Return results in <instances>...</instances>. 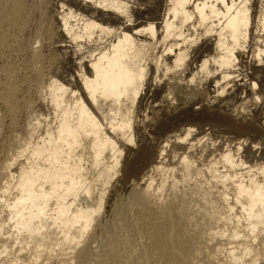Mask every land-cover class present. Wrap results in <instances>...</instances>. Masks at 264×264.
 Wrapping results in <instances>:
<instances>
[{
    "label": "bare ground",
    "instance_id": "1",
    "mask_svg": "<svg viewBox=\"0 0 264 264\" xmlns=\"http://www.w3.org/2000/svg\"><path fill=\"white\" fill-rule=\"evenodd\" d=\"M91 1L129 17L132 0ZM252 1L169 0L159 25L120 31L97 54L77 56L67 83L47 73L46 30L74 41L115 29L70 9L50 28L47 0H0L1 51L39 17L29 49L38 82L21 99L28 110L35 100L49 107L17 122V62L0 51L8 117L4 133L0 119V264H264L263 138L187 127L162 142L142 183L103 219L123 158L141 138L147 92L177 104L211 87L242 110L263 99L264 0L258 13ZM68 50L58 46L62 56Z\"/></svg>",
    "mask_w": 264,
    "mask_h": 264
},
{
    "label": "rangeland",
    "instance_id": "2",
    "mask_svg": "<svg viewBox=\"0 0 264 264\" xmlns=\"http://www.w3.org/2000/svg\"><path fill=\"white\" fill-rule=\"evenodd\" d=\"M260 1L262 2V0L252 1L255 13H258L257 10L261 6ZM47 2L48 7H45L46 11L44 15L46 16L47 14L50 17V28L58 27L61 24V14L70 9L75 15H79L78 18L77 16L75 17L76 20L82 19L83 16L86 18L92 17L99 22L108 23L111 28L115 29L109 35L103 33V35L99 37L98 34H94L89 39L86 37H77L74 41L70 39L69 35L63 33L61 28H59L58 32L57 30L54 31L55 33L51 29L46 30L47 34L45 33L42 45H44L43 49L46 48L43 50V56L45 66L48 69L47 73L52 71L54 74H62L61 77L63 76V80L65 79L64 81L67 83L75 79L78 62H76V60H78L77 56H88L90 52H96L94 54H97V52L101 50L100 48L104 47L109 41L114 40L116 33L118 34L120 31H130L138 25L146 24L148 21H153V23L159 25L162 21V17L166 14L165 12L169 4V0H132L128 13L129 17H125L114 14L104 8L102 9V7H99L98 4L91 0H47ZM255 17L254 21L256 20ZM38 18L39 17H35L32 19L31 23H34L30 25V29L28 28L26 33L16 34V38L13 40L14 42H11L9 45L10 49L9 47L3 48L2 51L4 50V52L0 50L1 54L5 55L7 53L10 59L13 58V60L15 59L14 61L17 62V75L19 76L18 90L20 104L22 106L20 105L21 107L15 119L21 125L27 122L28 112L31 111V114L34 111L36 113H44V110L47 112V109H49L48 105L47 107L46 104L43 106V103L41 104V102L35 100L31 105L33 109L29 108L28 110V105L22 100L24 97L28 96L27 93L30 87L38 82L35 74L33 73L32 75V71L30 72L32 60L30 59L29 53V49L31 48L30 44L34 41L32 37L35 36V32L31 31V28L33 25L36 26V23L39 21ZM135 36L139 39L145 37L143 34ZM259 40L263 41L264 39L260 37ZM61 44L66 49H69L67 53H63L64 56H62L61 51L60 54H58V46L60 47ZM262 44H264V42L260 44V47L264 50V45ZM71 52L72 54L74 52L75 55H72ZM69 53L72 55L71 59ZM86 59L88 61V58ZM252 62L254 63L253 60ZM1 64L2 62L0 61V68ZM260 69L262 73L259 83L264 91V62ZM151 95L152 92L150 91L143 96V102L138 113L140 120L139 129L142 130L140 134L141 138H139L140 140L138 139L137 146L130 149L132 151L128 150L129 152H126L123 158L124 161L120 170V176L113 181L109 189L111 192L107 202V209L103 214V219H107L106 221H112L111 217L114 215V206L117 204L119 205V202L126 199L128 195H130L134 189L136 190L138 185L142 183V178L146 175L151 164L157 160L156 157L160 147H162V142L169 140V138L174 135L181 134L187 127L198 129L201 133H223L225 130L226 132L224 131V133L236 137L248 136L255 142H257L259 138H263L264 140V97L259 102H255V99L252 97L250 102L244 105L247 109L242 110V104H240L241 102L239 101H237L239 103L227 104L224 102L223 104L221 99H215V93L211 87L204 90L201 94L195 92L193 95L189 96L190 98L188 97L185 101H180L177 104H172L173 102L165 97V94H163L160 99L155 97L157 99L155 101L153 98L151 99ZM7 118V110H5V106L0 102V119L5 123L3 125L4 128L2 127L3 133L8 130L6 126L8 121ZM165 123H170V126L165 128ZM1 145L3 146L0 142V156H3L5 148H1ZM132 199H134V197H131V200ZM111 236H115V234Z\"/></svg>",
    "mask_w": 264,
    "mask_h": 264
}]
</instances>
